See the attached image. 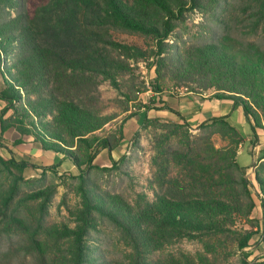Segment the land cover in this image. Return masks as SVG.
I'll list each match as a JSON object with an SVG mask.
<instances>
[{
    "label": "trees",
    "instance_id": "trees-1",
    "mask_svg": "<svg viewBox=\"0 0 264 264\" xmlns=\"http://www.w3.org/2000/svg\"><path fill=\"white\" fill-rule=\"evenodd\" d=\"M220 1L0 0V99L4 101L0 147L10 153L7 158L0 155V162L20 171L26 167L54 171L58 164L15 159L2 136L13 127L20 136L29 135L41 148L71 161L76 174L70 175L77 179L79 196L78 204L68 209L72 225L47 222L51 191L18 192L14 179L8 193H0V243L3 235L16 233L17 237L0 249V264H84L85 235L98 220L110 223L128 248L123 256L100 264H224L232 244L240 251L242 264H250L243 248L255 243L250 241L255 233L252 227L264 230V161L258 164L262 174H253L261 193V216L253 219L248 166L236 161L243 138L224 114L192 125L167 104H155L154 98L140 104L144 110L169 109L180 118L170 121L144 115L141 119L139 126L150 125L153 133L151 199L136 192L129 201L118 192L100 190L88 174L93 168L108 169L93 161L100 149H106L111 166L123 157L114 159L110 154L122 138L121 128L116 137L95 133L112 117L101 110L98 85L106 80L119 87V76L130 70L129 59L146 56L141 46L115 40L112 30L153 38L152 91L161 90L159 78L165 74L185 88L182 83H194L190 91L212 87L211 96L231 99L232 106L241 107L252 137L248 141L257 138L256 128L264 132V50L255 42L241 43L223 33L219 39L181 49L169 51L162 46L172 19L186 4L210 10ZM230 4L246 15L250 30H264V0ZM136 113L129 112L121 122ZM190 128L197 130L192 133ZM20 141L18 137L11 143ZM263 156L264 152L258 159ZM17 177L21 179V174ZM14 195L17 199L12 203ZM240 219L251 228L238 226ZM180 238L196 239L201 249L193 254L152 255ZM19 254L26 259L13 261Z\"/></svg>",
    "mask_w": 264,
    "mask_h": 264
},
{
    "label": "rangeland",
    "instance_id": "rangeland-1",
    "mask_svg": "<svg viewBox=\"0 0 264 264\" xmlns=\"http://www.w3.org/2000/svg\"><path fill=\"white\" fill-rule=\"evenodd\" d=\"M232 1L234 0H221L215 8L210 10H204L196 6L190 7L186 4L181 14L172 19V29L163 38L165 44H162V46L171 51L176 46L181 49L189 44L216 40L220 38L221 34L227 33L241 43L247 41L255 42L264 50V30L259 27L250 30L248 18L245 19L246 15L244 13L231 6L230 2ZM14 11V9L10 10V13L13 14ZM111 36L117 41L137 44L146 50L145 57L139 58L136 61L129 59L130 70L128 73L119 76V87L114 88L106 80L101 81L98 85L101 110L112 115V117L100 128L96 129L95 133L99 136L114 135L116 137L119 133L118 129L121 128L122 130L124 127L125 122L122 123L121 120L132 111H137L135 114L137 115L139 111L143 110L140 104L153 96V91L149 87L155 77L156 55L154 53V40L149 35L112 30ZM165 52L161 54H165ZM161 72H164V70L161 69ZM159 83L161 85V90L158 91L159 94L176 93V87H181L184 92H187L188 88H190L189 86H193L192 84H194L190 82L182 83L188 86L185 88L184 85L175 84L174 79H170L168 74L159 78ZM1 87L2 82L0 77ZM214 91L212 87L203 90L207 95ZM127 97L131 99L127 100ZM10 112L11 110H8L6 114ZM236 113L238 117L241 116L240 107L234 111V114ZM139 114H141V118L144 115L143 112H139ZM135 115L131 117H135ZM262 121L264 122L263 119ZM236 124L243 138L237 149L236 161L242 166H248L245 169V174L252 183L249 189L254 205L251 208L249 216L253 219H259L261 216L259 203L261 193L258 192L259 190L253 174L255 171L262 174L258 164L264 161V156L259 159L258 157L264 152V132L262 129L256 128V132L260 137L250 142L245 139L250 135L249 123L242 118ZM139 125L133 130V132L135 131L134 136L131 135L129 137L124 150L120 153L123 154L122 159H119L113 166L110 165V161L105 164L95 162L99 166H107L108 169L93 168L88 171L89 177L100 190L118 192L129 201L133 199L136 192H144L148 199H151L153 196L152 187L148 182L152 170L150 156L153 153L151 141L153 133L150 125L141 127ZM196 130V128H190L192 133H195ZM3 142L7 146V143L11 141L8 137H5ZM253 147H255L256 151L253 150ZM20 151L22 153L20 155L17 154L16 157L22 159L21 157L26 155H24L23 150ZM7 154V151L0 147V155L3 158H7ZM119 156L116 158H119ZM72 170L64 169V171H60L55 169L53 171L51 169L24 168L20 171L13 166H7V164L5 165L0 162V193H8V189L11 187L10 183L14 179L17 181L18 192L48 188L51 194L49 200L46 202V221L55 223L65 222L72 225L73 221L68 209L75 207L79 201L78 192L75 187L77 179L70 175L76 174V171L75 169ZM19 174H21V179L17 177ZM16 199L17 195H14L12 203ZM237 225L251 228L242 219L238 220ZM252 229L255 230V233L251 236L250 241L255 240V243L243 248L247 252L245 259L250 261V264H264V230L261 231V228L256 226L252 227ZM16 237V233L3 235L0 249H4L8 246V241ZM84 242L86 244L87 260L84 264H100L103 259L120 257L128 251V248L118 239L115 228L107 221L98 220L96 227L90 229L85 235ZM229 248L232 251L228 255L227 261H224V264H242L240 251L233 244L229 245ZM200 249L201 244L196 239L180 238L155 250L152 255L177 254L179 252L193 254ZM21 255L23 256V254L16 255L14 257L16 259L13 258L12 260L20 259ZM22 258L26 259V256Z\"/></svg>",
    "mask_w": 264,
    "mask_h": 264
},
{
    "label": "crops",
    "instance_id": "crops-1",
    "mask_svg": "<svg viewBox=\"0 0 264 264\" xmlns=\"http://www.w3.org/2000/svg\"><path fill=\"white\" fill-rule=\"evenodd\" d=\"M152 98H154L155 104L165 103L172 109L177 110L182 116L185 117L186 121L192 125L196 124L197 122L203 119L221 114H224L227 122L233 125L237 130L238 128L236 123L239 121V119L243 118L245 119V121H247L246 117L242 112L241 107L239 105L232 106L231 99L216 98L214 96H211L210 94L209 95L205 94L203 91L195 92L188 90L183 94H177V93L159 94V92L156 91L155 93L153 92ZM3 104L4 101L0 99V107ZM238 107H240L241 109V116L239 117L237 116V113L234 114V111H236ZM139 112H143L144 115H146L147 117H156L161 120L180 121V118L174 112L166 108H161V109L149 108L147 110L143 109L142 111ZM139 112L137 115H135V117H130L129 119L124 121L125 123L122 129V138L118 142V144L115 147H113L110 151V154L114 159L118 155H121L120 153L124 150V146L127 144V141L131 136V134L133 133V130H135L136 127L141 122L142 118ZM2 136L4 138L8 137V139H10L11 142L18 137L21 138L20 142L15 144L9 142L7 143L8 145L6 146L11 150L10 152L15 159H20L16 157V155L17 154L20 155L22 153V151L20 150H23L24 151L23 153L26 156H22L21 158H27L28 161L30 162H37L41 165H50L53 163H58L55 166L56 170L64 171V169H73V170L75 169L76 171V168L69 159L62 158L59 153L54 152L50 149L41 148V146L37 141H34L29 135L20 136L19 133L13 127L7 128L3 132ZM257 137L258 139L260 137L258 133H257ZM249 138L250 135H248L245 139L249 140ZM4 149L6 150V148ZM253 150H255V147H253ZM7 155L10 156V153H8ZM93 161L102 164L109 162L106 149L105 148L100 149L98 153L95 155ZM26 168L29 169L30 167H26ZM33 169H40V168L35 167Z\"/></svg>",
    "mask_w": 264,
    "mask_h": 264
},
{
    "label": "built area",
    "instance_id": "built-area-1",
    "mask_svg": "<svg viewBox=\"0 0 264 264\" xmlns=\"http://www.w3.org/2000/svg\"><path fill=\"white\" fill-rule=\"evenodd\" d=\"M149 89H150V87H149ZM151 90V89H150ZM154 92V91H153ZM175 92L177 93V94H183L184 93V91L181 89V87H176L175 88ZM155 93V92H154Z\"/></svg>",
    "mask_w": 264,
    "mask_h": 264
}]
</instances>
